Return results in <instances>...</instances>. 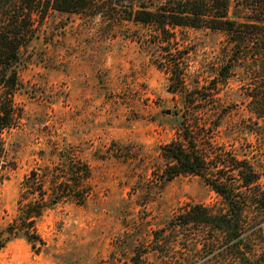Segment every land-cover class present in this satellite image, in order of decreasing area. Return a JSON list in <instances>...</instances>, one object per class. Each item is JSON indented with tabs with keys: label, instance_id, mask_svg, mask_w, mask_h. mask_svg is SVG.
I'll return each instance as SVG.
<instances>
[{
	"label": "rangeland",
	"instance_id": "obj_1",
	"mask_svg": "<svg viewBox=\"0 0 264 264\" xmlns=\"http://www.w3.org/2000/svg\"><path fill=\"white\" fill-rule=\"evenodd\" d=\"M17 1L0 0V24ZM166 1L93 0L80 12L33 16V36L14 66L22 84L13 94L20 116L0 130V229L14 216L21 182L32 170L50 194L51 173L81 162L88 169L86 197L45 211L36 222L44 246L36 251L12 240L0 249V264H242L226 248L197 242L207 230L158 233L188 204L221 207L199 177L162 175L160 148L176 137L175 113L184 101L161 64L170 58L180 62L188 91L199 89L215 109L205 117L223 113L212 141L238 152L244 142L252 145L249 154L263 160L264 186V152L258 153L264 141L243 125L250 117L244 81L238 74L218 77L228 56L224 34L176 28L172 45L158 49L150 25L125 19L128 5L153 11Z\"/></svg>",
	"mask_w": 264,
	"mask_h": 264
},
{
	"label": "trees",
	"instance_id": "obj_2",
	"mask_svg": "<svg viewBox=\"0 0 264 264\" xmlns=\"http://www.w3.org/2000/svg\"><path fill=\"white\" fill-rule=\"evenodd\" d=\"M92 1L18 0L17 4L8 6L11 11L6 12L0 24V130L14 125L20 116L13 94L22 84L14 66L18 63L19 49L33 36V16L41 14L42 18L49 10L80 12ZM231 4L235 12L229 16ZM128 8L125 19L150 25L155 33L151 45L158 49L163 44L168 48L172 45L169 37H173L176 28L222 32L228 56L218 77L227 80L240 75L244 81L245 108L250 114L249 123L243 125L249 135L264 141V0H167L153 11L134 9L133 5ZM174 50L180 52L177 47ZM161 64L174 86L172 90L184 99L182 108L175 113L176 137L160 148L166 161L162 175L165 180L179 175L199 177L220 197L221 207L188 204L158 233L207 230L209 236L196 239L203 247L211 249L218 245L229 250L242 264H264V186L259 182L258 169L263 166L262 158L258 156L255 162L257 158L248 151L253 146L246 142L240 152L233 144L225 148L214 143L213 131L222 126L223 113L214 114L213 120L206 118L207 112L213 113L215 109L203 102L205 98L199 89L188 91L178 59L170 58ZM228 127L232 132V127ZM261 152L264 142L259 147L258 153ZM87 175L84 164L69 161L60 171L51 173L54 181L48 194L42 176L36 170L30 171L21 182L14 216L0 229V249L15 239L24 240L36 251L43 247L36 222L61 201L83 203L86 194L82 183Z\"/></svg>",
	"mask_w": 264,
	"mask_h": 264
}]
</instances>
